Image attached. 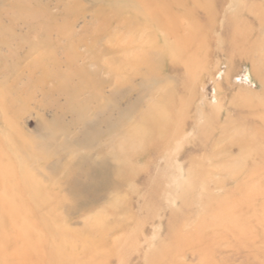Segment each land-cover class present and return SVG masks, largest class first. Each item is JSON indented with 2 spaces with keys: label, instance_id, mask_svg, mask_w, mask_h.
Instances as JSON below:
<instances>
[{
  "label": "rangeland",
  "instance_id": "obj_1",
  "mask_svg": "<svg viewBox=\"0 0 264 264\" xmlns=\"http://www.w3.org/2000/svg\"><path fill=\"white\" fill-rule=\"evenodd\" d=\"M11 1L0 0V154L20 184L25 163L8 144L15 126L55 154L32 171L56 178L43 182L52 194L41 206L25 184L4 196L12 185L0 181V206L12 197L19 210L0 209V264H264V0H166L169 33L131 21L132 3L124 11L117 0H28L38 16L25 22L10 18L24 11ZM147 44L154 71L125 81L123 63L134 65ZM60 72L85 83L82 98L96 93L90 111L110 118L112 136L107 124L96 136L67 104ZM156 102L170 134L139 147L141 112L153 118ZM131 124L138 137L120 136L121 152L109 140ZM94 139L95 156L113 163L102 181L89 180L97 196L74 200L60 166Z\"/></svg>",
  "mask_w": 264,
  "mask_h": 264
},
{
  "label": "bare ground",
  "instance_id": "obj_2",
  "mask_svg": "<svg viewBox=\"0 0 264 264\" xmlns=\"http://www.w3.org/2000/svg\"><path fill=\"white\" fill-rule=\"evenodd\" d=\"M95 1L100 2L103 0H95ZM31 3L32 2H28V0H26V1L25 0H12L9 3L7 2L6 4L10 5L9 8L10 9L12 8L11 10L14 9L16 11V9L19 6H21L20 8L24 9L23 12H20L19 14L16 13L17 16L12 15L10 18L14 19L15 21H17L18 19H22V21H25V22H27V21L24 18H33V17L36 18L38 16V7L36 6L37 9L30 8V5H32ZM115 3H118L124 11H126L125 8H127V4L132 3V5H134L135 7H134V9H129L131 12V19H130V17H129V19L134 22V21H136V19H139L138 16H140L141 17L140 19H142L144 21V23L146 24L147 27L146 26L145 27H146V30H149V33H151L153 31L152 27L150 26V25L153 26V24L158 25L159 27L162 26V28L164 29V31L166 33L170 32L171 14H170V12H168V10L166 12V10L164 11V9H162L164 6L167 5L168 1H166V0H162V1L161 0H117V1H115ZM147 3L150 4L149 6H146L148 8L145 7V5ZM168 6H167V8H168ZM17 11H18V9H17ZM154 13L158 14L159 16L154 15ZM155 16L159 17V18H156ZM38 26H39V28H41V24L38 23L37 27ZM0 27H3L1 22H0ZM126 27H127V25H126ZM54 28L60 29L58 26H51L49 28V30L53 31ZM142 28L143 27H141V29ZM42 41H45V39H43ZM146 47H147V51L144 55L138 54V57H135V60H134L135 64L134 65L126 66V65H128V63H123V65L125 64L124 65L125 67H129V73L125 77H121L122 79H124L125 81H128V82H132L137 77L146 80L145 77H146L147 73L152 74V72L154 71V67H153L152 63L148 64V58L147 57H151L153 55L154 50L150 49L152 47L149 48L148 44L146 45ZM69 63H72V61L70 60ZM141 64H144L145 66H142ZM143 67H146L147 71H143ZM44 71H45V76H52L53 77L52 73L49 70L44 68ZM115 71H117V70H115ZM121 73H122V71H121ZM111 75L115 76V77H118V76L120 77V75H118V76L113 75V74H111ZM74 77H75V74L73 72H60L59 74H57L55 76V79L58 81V85L61 87L60 90L62 91V94L68 95L67 104L71 108H74L76 113L84 112V115L86 117H88L87 120H89L86 124L91 126V129L96 136L101 135V136L105 137V135L108 134L105 131L107 129L105 128V130L103 131L101 129V127L103 126V124L104 125L107 124L108 130H109V128H111V126H112V123L110 122V118H108V117L107 118L106 117L100 118V116H101L100 111H98V112L96 111V112L91 113L90 102L97 95H96V93H93V95L91 94L88 98H82L81 94L83 93V91H85L86 85L83 81L76 82L75 84H72L71 82L74 79ZM95 77H96V74H94L92 76V79ZM153 77H155V76H153ZM83 78H84L83 76H80V74L77 73V79L82 80ZM88 80L90 81L89 77H88ZM119 82H122V80H119ZM103 83L104 82H102V81H98L94 85L95 89L98 90V88H100ZM41 85L42 86L45 85L44 80L42 81ZM87 86H88V84H87ZM117 90H120V89L118 88ZM109 100L111 101L113 99L110 98ZM106 103H107V101L104 100L102 104L104 105ZM152 104L155 105V103H152ZM112 106H111V108H112ZM156 106H157V102H156V105L154 108L155 114L152 115L153 118H147V115H149V114L148 113L145 114L143 111L141 112L142 115H140V117L141 118L143 117V120H142L143 125L142 126L144 127V129L140 131L141 136L140 135L139 136H140V139L142 140V142H139L137 144L139 147L143 146L142 145L144 142L143 140L145 139V137L147 135H149V137H151L153 139L154 137L159 138V136H161V137L167 136L168 137L170 134V130L168 129L169 127H166L164 129L159 128V126H161V124H163V123L165 126H167L168 125L167 122H168L169 118L165 116L164 112L161 111L159 113ZM64 107H65V105L64 106L62 105V108H64ZM108 109H110V108H108ZM117 109H118L119 113H121L122 109L120 107H118ZM111 110L112 109H110V113H111ZM107 112H109V110H102L101 111L102 114H107ZM85 121H86V119H85ZM140 122H141V120H140ZM113 127L114 126H112V129H111L113 131H111V133H110L111 136L115 130V129H113ZM135 127L138 129V127H139L138 124H136V125L131 124L130 126H127L124 129L121 128V129L117 130L118 132L117 131L116 132L118 134L115 135L116 137L114 136L113 138H110L109 143L114 142V145H117L116 146L117 150L121 151V149L119 147L120 146L119 144H121V141L118 138H120V136H121V139L125 142L134 141L136 139V136L138 137V133H136ZM149 128L150 129L153 128V132H151V136L149 134ZM178 133H179V131L176 132L175 136L178 135ZM95 141H96V139H94L93 141L91 140V141L87 142V143L92 142L90 144H87V145H93L92 149H90V150L86 149V150L80 152V150L75 149L73 152L74 154L71 153L69 155V157L66 156V161L64 163H62L60 166L61 170L65 171V172L66 171L69 172L68 180L65 182V184L67 186V194L74 200L85 199L88 196H97L99 188L96 185L99 182L92 185V183L90 181H95V180L96 181H102L101 179H103V178H99V177H101V176L104 177L105 173H107V171H108V167H109L108 165H110V163L112 162V160L109 161L105 158V156H102L103 154H97L95 156L96 151L94 150V147L96 146L95 144L97 143ZM78 143H81V142H78ZM8 144L12 145V148L14 149L13 151L16 152V155L22 160V163H25V164L23 165L24 167H23V171L21 173V176H22L21 183L18 184V181H16V178H15V177H17V175H15V177H13V175H12V173H13L11 170L12 169V159L10 157H8V160L6 162H3L2 161V155L0 154V181L2 183L9 181L12 185V187L9 188V191L12 190V193L9 194V192L7 193V191H6L4 196H14L13 194L15 192L16 187H19L20 185L25 184L24 186H25L26 191L29 190L31 195L34 196L38 202H42L40 204V206L43 205V203H45V205H47V204L49 205V203H51L49 201V198L52 194V191L50 188L48 190H44L43 189V184H44L43 182L47 181V179H48L50 181V183L53 184L54 179L56 177L51 176V175H47L42 171H39V174L37 175L36 173H34L32 171V167L34 166L35 168L39 169L40 168L39 166L42 164V162L45 163V161L50 159L51 156L54 157L55 154L54 153L49 154L48 152H46L45 151L46 149L44 147L40 146L36 142L31 141L26 135L22 134L21 130H19V132H16L15 126L14 127L10 126V134H9ZM105 144L106 143H104V145ZM88 148H90V147L88 146ZM132 149H133V146H132V148H129L130 153H131ZM39 150H41V152H39ZM120 151H118V152H120ZM43 153H44V155H42ZM30 162H32V163H30ZM114 163H116V162H114ZM53 190H54V188H53ZM67 194L65 195V197L67 196ZM99 196H101V195H99ZM5 200H6L5 203L3 200L4 205L6 203H8L9 205L7 204L4 207L0 206V209H2V213L5 214L7 212V214H9L10 216H15L19 212V210H18V208L16 209V208H14V206H12V197H8ZM23 221H24V225L26 226L25 219ZM20 233L21 234L19 236H21L23 238V240L25 239V241H26L27 240L26 239L27 232L21 231ZM1 252L3 253V248H1Z\"/></svg>",
  "mask_w": 264,
  "mask_h": 264
}]
</instances>
